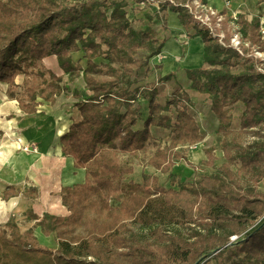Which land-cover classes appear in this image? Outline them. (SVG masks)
Segmentation results:
<instances>
[{"label": "trees", "instance_id": "trees-1", "mask_svg": "<svg viewBox=\"0 0 264 264\" xmlns=\"http://www.w3.org/2000/svg\"><path fill=\"white\" fill-rule=\"evenodd\" d=\"M131 1L0 0V83L24 113L35 114L41 101L54 104L71 92L46 58L56 56L70 82L83 75L85 90L73 93L81 120L61 143L74 167L86 172L83 183L61 190L69 215L39 217L29 210L28 219L36 222L25 232L14 218L0 224V264H264V62L250 49L242 55L223 45L189 12L187 0ZM153 3L158 8L145 15V28H133L128 7ZM167 12L194 31L191 39L203 42L204 64L187 76L193 90L211 97L225 159L216 173L191 182L181 181L173 168L177 162L193 167L188 151L206 138L192 112L195 101L179 86L160 102L159 85L177 82L174 73L140 84L141 72H149L150 60L167 43L154 28V20L168 26ZM238 24L244 41L263 52L261 23L241 14ZM241 105L235 130L234 111ZM154 130L168 134L146 166L176 188L160 186L145 172L142 184L126 181L135 173L130 158L156 142ZM215 150L206 149L209 166L217 160ZM23 193L35 199L39 189ZM36 228L53 234L58 248L41 245Z\"/></svg>", "mask_w": 264, "mask_h": 264}, {"label": "crops", "instance_id": "crops-1", "mask_svg": "<svg viewBox=\"0 0 264 264\" xmlns=\"http://www.w3.org/2000/svg\"><path fill=\"white\" fill-rule=\"evenodd\" d=\"M173 15L176 21H173L172 26L168 25L167 31L184 32L186 29L180 24L177 15ZM172 34L170 32V35ZM168 35L162 53L150 60L149 73L152 72V66L160 67L162 76L174 73L177 83L192 99L194 96L202 98V107L206 109L208 106L207 116L211 115L217 119L211 110V97L193 90L191 85L190 89H187L179 80V73H185L188 78L187 70L204 64L202 40L198 37L190 38L186 57L183 58L182 45L176 39H169ZM44 63L47 68L66 80L68 76L60 68L56 56L46 58ZM80 76L73 82L66 83L71 88L70 93L58 96L54 104L41 101L37 112L31 115L24 113L18 102L9 98L8 85L0 83V224L4 225L14 218L18 226H23L27 231L36 222L28 219L26 213L29 210L39 217L45 213L57 216L70 214L62 203L61 190L83 183L86 172L84 169L75 168L73 159L63 154L61 137L69 131L73 123L81 120V114L74 105L77 99L73 97L74 90H85L83 75ZM80 79H83L84 86L80 84ZM16 82L21 84L23 76H19ZM206 96L209 97L210 107L209 103L203 102ZM143 126L144 120H141L136 128L141 129ZM29 145H34L37 151L24 150ZM30 186L39 189V196L35 199L23 193L24 189ZM6 193L9 194L8 197L5 196ZM54 200L59 201L63 209H55ZM38 230L41 231V228L35 233L39 243L49 246L40 241ZM49 248L57 249L58 245L56 248L53 245Z\"/></svg>", "mask_w": 264, "mask_h": 264}, {"label": "rangeland", "instance_id": "rangeland-1", "mask_svg": "<svg viewBox=\"0 0 264 264\" xmlns=\"http://www.w3.org/2000/svg\"><path fill=\"white\" fill-rule=\"evenodd\" d=\"M129 3L132 5L133 2L129 0ZM185 6L188 8L189 12L192 11L194 14V18H196L201 25V22L208 23L212 29H214L215 34L221 35V41L223 44H232L233 38H238L241 41L242 50L245 52V49H250L251 55H253L256 59L262 60L264 62V51L260 52L258 47H250V44L245 42L243 39V35L241 34V29L238 24L239 15H244L249 21H259L264 28V0H187ZM190 7V8H189ZM156 3H153L151 6L145 7L141 5L136 8L128 7L129 19L132 21V27L135 29H144L147 25L148 21L145 19V15L147 13L154 14L157 11ZM210 8H213L211 10ZM165 15V21L167 25H173V21H176V17L171 13L167 12ZM154 28L158 34L159 39H167L168 35L169 39H176L182 45L183 49L182 57H186L187 49L190 43V35L194 34L193 30H185L184 32L178 31H167L168 26L162 24L161 21L154 20ZM175 33V34H174ZM264 35V34H263ZM172 36V37H171ZM176 38H173L175 37ZM186 38L187 42L183 43V39ZM261 53V54H258ZM81 55L75 54L74 60L78 61ZM83 66H85V61H82ZM160 67L152 66V72H146L143 70L140 75V84H145L149 82H155L160 77H162V71H160ZM264 70V64H263ZM151 71V69H150ZM81 77V76H80ZM67 80V81H66ZM63 80V82L69 83V76ZM66 81V82H65ZM80 84L84 86L83 79H80ZM179 83L174 80H170L166 83L159 85V95L160 102L164 103L165 99L170 95V93L179 88ZM181 87V86H180ZM74 97V96H73ZM193 100L197 104L195 110L192 111L195 115L196 120L198 121L199 126L203 133L206 134V138L203 142L199 143L197 146L192 147L188 151L189 161L193 167H190L185 162H177V164L173 168V173L180 177L181 181L191 182L194 180L196 176H204L206 174H214L221 167V165L225 162L222 151L218 148L219 138L216 134L217 131H213L209 123L207 122V109L201 107L202 98L199 99L194 96ZM203 102L209 103V97L206 96L203 98ZM244 107L241 105L234 111V122L233 128L238 130L240 128V118ZM168 132L163 130H154V136L156 138V142H153L145 152L141 153L138 158H130V160L134 164L135 173L131 176L126 177L127 182H134L142 184V174L143 172L147 174H151L158 178V183L160 186L170 189L172 187L176 188V186L172 185L167 175L162 174L161 172L156 171L151 166H146V159L150 157L156 149L162 143V146L166 143L165 137ZM215 146V155L216 162L214 166H209L206 164L207 155L206 149ZM124 159H129L128 156H123ZM261 191H264V187H260ZM118 204L115 203L114 206ZM20 222V221H19ZM19 228L22 232H25V228L19 225ZM37 229H35V233H37ZM55 239V236L52 234ZM56 241V240H55ZM49 247V246H47ZM56 248V247H55ZM209 264H217L215 261L210 262Z\"/></svg>", "mask_w": 264, "mask_h": 264}, {"label": "bare ground", "instance_id": "bare-ground-1", "mask_svg": "<svg viewBox=\"0 0 264 264\" xmlns=\"http://www.w3.org/2000/svg\"><path fill=\"white\" fill-rule=\"evenodd\" d=\"M179 80L181 82V84L186 87L187 89H190V81L189 79L186 77L185 73H179ZM202 107V105H201ZM148 112V108L147 105L144 107V114L145 116L147 115ZM207 122L209 123V125L211 126L212 129L216 130L218 127V120L214 117V116H207ZM54 208L55 209H63L60 202L54 200ZM38 237L40 239V241L45 244V245H53L54 247H57L56 241L53 237H45L42 232L40 230H38Z\"/></svg>", "mask_w": 264, "mask_h": 264}, {"label": "built area", "instance_id": "built-area-1", "mask_svg": "<svg viewBox=\"0 0 264 264\" xmlns=\"http://www.w3.org/2000/svg\"><path fill=\"white\" fill-rule=\"evenodd\" d=\"M190 8V7H189ZM211 10H213L214 11V9L213 8H210ZM190 13L194 16V14H193V12L192 11H190ZM196 19V18H195ZM197 20V19H196ZM198 21V20H197ZM202 24H203V26H206V27H208L209 29H210V31H211V33L215 36V37H218L219 38V40H220V42L222 43V41H221V35H219V34H215L214 33V29H212V27L208 24V23H205V22H201ZM261 33L262 34H264V28L262 27V29H261ZM183 43H186L187 42V39L186 38H184L183 39V41H182ZM223 44V43H222ZM223 45H225V44H223ZM226 46V45H225ZM229 47H232V48H234V49H236L237 51H239L242 55H243V50H242V47H241V41L238 39V38H233L232 39V44H229L228 45ZM258 54H261V53H259L258 52ZM24 150H26V151H37V149H36V147L34 146V145H29V146H26L25 148H24ZM237 237L235 236V237H232V240H235Z\"/></svg>", "mask_w": 264, "mask_h": 264}]
</instances>
